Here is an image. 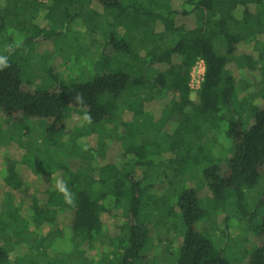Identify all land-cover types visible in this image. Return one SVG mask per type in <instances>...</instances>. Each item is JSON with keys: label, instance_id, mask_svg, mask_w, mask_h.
I'll list each match as a JSON object with an SVG mask.
<instances>
[{"label": "trees", "instance_id": "trees-1", "mask_svg": "<svg viewBox=\"0 0 264 264\" xmlns=\"http://www.w3.org/2000/svg\"><path fill=\"white\" fill-rule=\"evenodd\" d=\"M39 10L49 29H34L30 42L78 31L70 35L77 42L75 61L96 47L98 58L90 63L101 71L50 88L22 80L11 62L0 71L6 119L46 122L44 160L30 143L29 149L19 143L26 151L15 160L23 169L14 157L3 158L11 192L2 216L7 224L0 225V264H10L3 246L8 229L28 241L32 264H53L47 235L31 244L28 229L52 228L62 217L69 221L56 235L68 234L70 247L57 264H152L144 252L163 241L151 238L159 225L167 230L169 264H222L218 245L225 244L233 219L245 223L255 244L241 263L264 264V211L258 218L247 193L264 178V0H0V29L18 19L27 28L28 15ZM200 61L204 74L193 91L191 73ZM72 112H81L85 122L65 141ZM99 125L107 127L108 139ZM94 132L97 148L87 141ZM197 171L201 188L178 191V183ZM56 175L74 204L53 184L42 192L41 178ZM172 233L181 241L170 252ZM103 239L102 251L91 254Z\"/></svg>", "mask_w": 264, "mask_h": 264}, {"label": "rangeland", "instance_id": "rangeland-1", "mask_svg": "<svg viewBox=\"0 0 264 264\" xmlns=\"http://www.w3.org/2000/svg\"><path fill=\"white\" fill-rule=\"evenodd\" d=\"M32 2L33 1H30V4H32ZM33 5H37V3L34 2ZM37 6H40V4ZM44 15L45 10H41V12L39 10L38 13H34L32 11L31 14L28 15L31 21L27 28H24L22 21L18 19V22H9L6 26L0 29V56H7L8 61L11 62L18 70L22 80L30 82L34 88H50L59 84H69L75 78L80 80H88L95 74L100 73L101 68L98 66V63L93 61L90 63L92 59L96 60L98 58V50L96 47L90 48L87 52H85L84 55H81V58L77 62L75 61L76 58L73 55L74 51L71 49L72 45L77 44L73 38L74 33L78 31L72 33L68 32L69 34L63 33L59 36H48V34L45 36L42 35L43 37L40 36L30 42L31 37H33L35 33L34 29H49L46 25L47 22L44 19ZM79 25L80 24L77 26ZM224 50L225 46L221 44L220 51L224 52ZM198 67L199 68H197V71L203 70L201 65ZM254 77L255 79H260L259 73H254ZM191 98L195 99V95L192 94ZM150 110L151 108L149 106L145 107L146 112H151ZM84 122L85 120L81 112H72L70 118L67 121L68 126L65 133L63 134V139L67 141L70 138L72 128L77 125L81 126L84 124ZM45 128L46 122L38 119L24 121L21 123V125H16L13 122L7 120L5 115L0 111V225L7 224V221H5L2 216H4L3 214H5L7 210L5 203L6 195L8 192H11V190L4 184L3 181V177L5 176L7 169L3 166V158L5 156L7 159V155L14 157L12 158V161L15 163L17 169H23L20 162L17 163L15 160V158L21 157L26 151L24 148L19 146V143H22L24 147L27 146V149H29L28 144L30 143L35 148V150L39 148L40 154L37 155L36 153V158L44 160L46 155H43L42 148L45 145V143L43 145ZM106 129L107 127L105 125L98 126L99 132L103 133V135H105L108 139L110 132H106ZM26 132H28V134H26ZM97 139L98 135H96L95 132L94 134L90 135L87 140L89 146L97 148ZM26 172L28 177L32 180L30 182L34 183V180L36 179L34 174L28 170H26ZM57 179H59L57 175L54 179H52V181H49L46 178H41L42 192L49 185H55ZM203 181L204 180L201 176V173L199 174L197 171L192 173L190 178H184V180L178 183V191L183 189V187H189L190 185H195V187L201 188L204 183ZM28 193H32L31 188H29ZM247 193L250 203H255L253 207L258 211L259 218L264 211V178L253 189L248 190ZM18 200L19 199H17V201ZM17 201L15 200L14 202L12 200V203H17ZM204 201L205 197L202 195V202ZM23 209L24 208L22 206V210ZM229 212L231 213V211ZM21 213L22 216L31 219L30 214L28 215L24 211H21ZM229 216L232 215L229 214ZM223 219L224 215L217 219L218 223L223 224ZM68 221V217H62L60 220H58L57 225H54L52 228L45 227L42 229L30 226L28 230L31 232H28L32 233L33 235L30 237L31 240L29 239L30 243L34 244V239L47 235L48 240L45 242V245L48 249V255L60 261L59 258H63V253L68 251L70 242L68 234L64 233L61 236H57L56 228L59 225H63L65 227V225L68 224ZM200 223L201 222H198L196 227H200ZM220 226L222 227V225ZM228 226L229 233L226 237L225 244L223 246H219L217 241L214 240L218 247L222 249V264H242L241 262L244 259V256L247 254L246 252H251L255 248L253 234L247 230L245 223L235 221L234 219L229 221ZM224 227H222V230H225ZM203 229L207 231L206 227ZM11 231V229H8L9 234L6 236L3 242V246L8 250L9 253L10 264H32L33 259L27 256L30 249V246L28 247V241H20ZM164 232H167V230L161 225L157 227L156 231H151L152 239H156L157 241L158 238H161L163 240L161 243L157 242V244L156 242H152V244L144 252V255L151 260L152 264H169L168 262L171 260L169 253L167 252L168 242L164 241ZM207 232H210V234L212 233L211 230ZM219 235L224 237L221 232H219ZM169 236H171V234ZM170 238L173 241L175 234L172 233ZM175 240L176 239H174L172 243V247L169 248L170 252L174 251L181 241L179 236L178 241L176 242ZM107 241V239H103L101 241L94 242L89 252L94 255L99 253L102 251V248L105 246V244H107ZM106 252L109 251L106 250ZM32 255L35 256L34 253ZM23 257L24 259L22 260ZM82 258L83 255L77 257L75 260L82 261ZM54 259L51 263L54 262L53 264H57L56 260ZM20 261H22V263H20ZM75 262L76 261H73L72 263L74 264ZM59 264H62V262Z\"/></svg>", "mask_w": 264, "mask_h": 264}, {"label": "clouds", "instance_id": "clouds-1", "mask_svg": "<svg viewBox=\"0 0 264 264\" xmlns=\"http://www.w3.org/2000/svg\"><path fill=\"white\" fill-rule=\"evenodd\" d=\"M11 65L8 61L7 56H0V71H3L6 68H9ZM76 101L78 103L83 104L84 100H83V94L78 93L75 97ZM90 119V118H89ZM55 191H57L58 193H60L62 196L65 197V202L68 204H74V198L73 195L71 194L70 189L67 186V183L62 180V179H57L54 185V189Z\"/></svg>", "mask_w": 264, "mask_h": 264}, {"label": "built area", "instance_id": "built-area-1", "mask_svg": "<svg viewBox=\"0 0 264 264\" xmlns=\"http://www.w3.org/2000/svg\"><path fill=\"white\" fill-rule=\"evenodd\" d=\"M200 65H201V67H203V70L197 71V68H199L198 66H200ZM203 74H204V63L202 61H200L193 68L192 73H191L190 86H191V89L193 91H196L199 88L201 81H202V78H203Z\"/></svg>", "mask_w": 264, "mask_h": 264}]
</instances>
